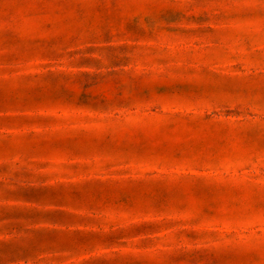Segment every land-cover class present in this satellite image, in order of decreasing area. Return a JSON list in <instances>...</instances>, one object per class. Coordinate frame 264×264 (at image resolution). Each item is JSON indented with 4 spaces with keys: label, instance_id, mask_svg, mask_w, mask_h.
<instances>
[{
    "label": "rangeland",
    "instance_id": "374dc122",
    "mask_svg": "<svg viewBox=\"0 0 264 264\" xmlns=\"http://www.w3.org/2000/svg\"><path fill=\"white\" fill-rule=\"evenodd\" d=\"M0 264H264V0H0Z\"/></svg>",
    "mask_w": 264,
    "mask_h": 264
}]
</instances>
